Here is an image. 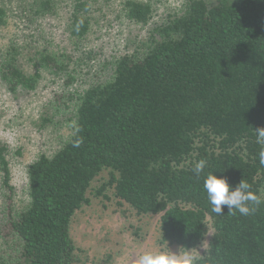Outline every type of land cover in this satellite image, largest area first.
Listing matches in <instances>:
<instances>
[{
  "label": "trees",
  "instance_id": "trees-1",
  "mask_svg": "<svg viewBox=\"0 0 264 264\" xmlns=\"http://www.w3.org/2000/svg\"><path fill=\"white\" fill-rule=\"evenodd\" d=\"M59 0H0V29L12 11L27 26H41ZM67 29L81 40L94 23L96 0H70ZM181 14L150 33L142 55L113 62L111 80L75 96L69 138L51 155L28 165L18 192L0 144V237L22 264H74L70 236L74 215L88 205L91 184L103 171L115 197L138 215H160L163 244L198 248L210 234L198 264H264V204L255 214L211 211L203 188L208 173L241 180L264 200V167L255 130L264 128V0H182ZM124 17L146 26L150 0H123ZM34 34L17 29L0 41V83L10 94L31 93L43 72L74 84L70 56L36 50L33 72L21 67ZM3 42V43H2ZM27 49V50H26ZM26 50V51H25ZM74 70V69H73ZM71 101L69 104L67 102ZM204 159L199 179L192 171ZM210 223L211 229L207 227ZM98 264H113L106 257Z\"/></svg>",
  "mask_w": 264,
  "mask_h": 264
},
{
  "label": "rangeland",
  "instance_id": "rangeland-1",
  "mask_svg": "<svg viewBox=\"0 0 264 264\" xmlns=\"http://www.w3.org/2000/svg\"><path fill=\"white\" fill-rule=\"evenodd\" d=\"M150 1L154 7L152 19L142 26L125 19L123 0H96L92 13L94 23L81 40L68 33L70 0H59L57 13L41 26H27L28 32L12 11L7 28L0 29V41L10 36L17 26L34 34L33 39H28L29 51L21 59L22 69L33 72L29 57L40 49L50 54L69 55V69L75 78L74 84L65 89L62 76L45 71L31 93L10 94L0 83V144L8 147L13 183L19 193L24 192L26 186L28 165L40 154L51 155L71 134L69 119L74 104L69 101L66 104L70 103V108H58L55 96L64 93L73 97L75 92L82 93L92 85L111 80L115 59L126 54L142 55L149 45L150 33L183 11L182 0ZM108 181V171L95 178L88 191L90 203L72 219L74 264H98L106 257H110L113 264H132L137 253L167 245L161 242L159 234L160 215L136 214L115 197L112 187L107 186L101 195L97 194ZM207 227L211 229L210 223ZM210 234L203 242H209ZM168 247L173 252L180 249L176 245ZM197 251L198 258L206 252L200 246ZM0 264H22L13 245L1 237Z\"/></svg>",
  "mask_w": 264,
  "mask_h": 264
},
{
  "label": "clouds",
  "instance_id": "clouds-1",
  "mask_svg": "<svg viewBox=\"0 0 264 264\" xmlns=\"http://www.w3.org/2000/svg\"><path fill=\"white\" fill-rule=\"evenodd\" d=\"M255 134V142L264 146V128L255 130ZM258 157L260 166L264 167V147H261ZM206 166L207 162L204 159L195 163L192 171L197 179L200 178ZM203 188L211 205V211L217 215L222 213V206H227L229 213L238 212L243 216H249L255 214L264 204V200L251 190L245 179L233 189L226 178H218L214 173H208L204 179ZM208 246H210L209 243L205 241L201 243L200 248L207 252ZM198 256L200 253L196 248L188 250L181 247L178 252H173L167 244L137 253L132 264H198Z\"/></svg>",
  "mask_w": 264,
  "mask_h": 264
}]
</instances>
